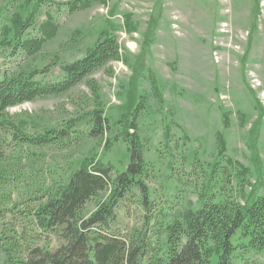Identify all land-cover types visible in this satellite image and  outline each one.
I'll return each instance as SVG.
<instances>
[{
    "label": "rangeland",
    "instance_id": "obj_1",
    "mask_svg": "<svg viewBox=\"0 0 264 264\" xmlns=\"http://www.w3.org/2000/svg\"><path fill=\"white\" fill-rule=\"evenodd\" d=\"M63 1L0 0V77L49 67L37 78L60 80L65 64L110 32L118 36L129 63L110 62L91 76L98 97L79 85L9 110L31 134L69 131L66 143L33 149L34 157L21 163L34 180L20 183L23 191L45 183L27 200L30 208L50 186L64 185L84 165L115 172L127 168L131 151L121 121L142 94L146 102L137 131L148 203L143 207L139 191L129 197L126 190L110 232L129 235L143 228L150 208L162 211L168 222L183 220L200 207L202 184L214 190L216 200L224 199L242 168L250 170L253 185L247 191L264 195V0H107L74 13ZM42 38L38 49L27 51L23 45ZM96 109L106 119L102 130L94 128ZM111 195L104 191L90 199L83 214L99 211ZM233 260L264 264V250L239 247Z\"/></svg>",
    "mask_w": 264,
    "mask_h": 264
},
{
    "label": "trees",
    "instance_id": "obj_2",
    "mask_svg": "<svg viewBox=\"0 0 264 264\" xmlns=\"http://www.w3.org/2000/svg\"><path fill=\"white\" fill-rule=\"evenodd\" d=\"M62 4L74 13L106 5L107 0H64ZM31 25L26 24L22 35ZM28 42L23 43L26 50H35L43 38ZM114 61L129 63L118 36L110 32L82 57L65 64L60 80L37 78L48 74L49 67L41 72L22 68L0 77V264H236L233 253L237 248L264 250V195L253 196L247 191L253 184L250 170L245 168L236 170L238 183L230 186L224 199L216 200L211 196L214 190L202 184L200 207L183 220L168 222L162 211L150 208L143 228L129 235L110 232V224L116 220L115 207L126 190L131 192L129 197L139 191L143 207L148 203V186L143 180L147 167L137 131L139 114L145 109L144 94L122 117V137L131 151V163L124 171L84 165L67 183L50 186L38 203L29 207L27 200L45 183L40 180L39 189L23 191L20 183L34 180L21 163L34 157L33 149L66 143L69 131L49 129L31 134L9 110L25 102L66 94L79 85H86L98 97L91 76ZM150 85L161 97L156 79H151ZM101 113L100 109L93 111L94 128L98 130L106 122ZM90 135L93 137L94 131ZM104 191L112 193L109 201L99 211L83 214L87 202Z\"/></svg>",
    "mask_w": 264,
    "mask_h": 264
}]
</instances>
